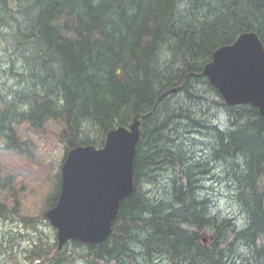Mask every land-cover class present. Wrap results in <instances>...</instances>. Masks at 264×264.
I'll return each instance as SVG.
<instances>
[{
	"label": "trees",
	"instance_id": "1",
	"mask_svg": "<svg viewBox=\"0 0 264 264\" xmlns=\"http://www.w3.org/2000/svg\"><path fill=\"white\" fill-rule=\"evenodd\" d=\"M252 31L264 0H0V223L19 228L0 264H264V116L203 73ZM136 119L110 236L58 249L40 225L69 151Z\"/></svg>",
	"mask_w": 264,
	"mask_h": 264
},
{
	"label": "water",
	"instance_id": "2",
	"mask_svg": "<svg viewBox=\"0 0 264 264\" xmlns=\"http://www.w3.org/2000/svg\"><path fill=\"white\" fill-rule=\"evenodd\" d=\"M203 73L227 104H250L264 116V45L256 32H245L215 50ZM140 136L136 119L110 130L101 148L80 145L69 151L58 202L46 212L57 230L59 249L69 240L92 245L110 236L121 201L134 190Z\"/></svg>",
	"mask_w": 264,
	"mask_h": 264
},
{
	"label": "rangeland",
	"instance_id": "3",
	"mask_svg": "<svg viewBox=\"0 0 264 264\" xmlns=\"http://www.w3.org/2000/svg\"><path fill=\"white\" fill-rule=\"evenodd\" d=\"M4 48H5V43L0 41V68L1 67H3V68L4 67H8L10 65V57H9L8 53L4 51ZM1 75H2V71L0 70V77H1ZM3 75H4V73H3ZM40 227H41V231L40 232L43 231L44 234H46L48 237H50L52 239L54 237H56V232H54L51 229V227H49V226H47V225H45L43 223L40 225ZM3 231H5V234L8 233V236H7L6 240H8V242H9V241H12V240L16 239L15 236L16 237L18 236L17 234H18L19 228H17V227L16 228H12V224H10V223L5 224L4 226H3L2 223H0V233H1V235H3ZM21 231L25 232L24 229H22ZM27 232L31 233V230H29ZM28 243H30V242H28V240L21 241L20 245L21 246H27ZM18 244H19V242H18Z\"/></svg>",
	"mask_w": 264,
	"mask_h": 264
},
{
	"label": "bare ground",
	"instance_id": "4",
	"mask_svg": "<svg viewBox=\"0 0 264 264\" xmlns=\"http://www.w3.org/2000/svg\"><path fill=\"white\" fill-rule=\"evenodd\" d=\"M139 121V120H138Z\"/></svg>",
	"mask_w": 264,
	"mask_h": 264
}]
</instances>
